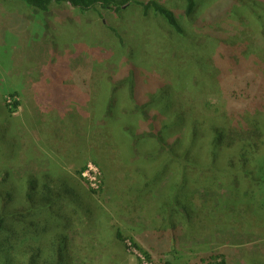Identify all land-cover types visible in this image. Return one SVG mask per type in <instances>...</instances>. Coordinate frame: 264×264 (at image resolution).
<instances>
[{
  "label": "rangeland",
  "instance_id": "374dc122",
  "mask_svg": "<svg viewBox=\"0 0 264 264\" xmlns=\"http://www.w3.org/2000/svg\"><path fill=\"white\" fill-rule=\"evenodd\" d=\"M155 1L187 40L169 44L164 20L133 5L97 16L0 0V203L27 191L25 177L73 190L54 205L59 221L36 213L32 228H9L20 248L45 247L59 225L69 264H264V154L257 178L195 168L181 182L155 131L168 145L182 135L171 101L194 115L261 114L264 28L228 0H195L191 17L185 0Z\"/></svg>",
  "mask_w": 264,
  "mask_h": 264
},
{
  "label": "trees",
  "instance_id": "16d2710c",
  "mask_svg": "<svg viewBox=\"0 0 264 264\" xmlns=\"http://www.w3.org/2000/svg\"><path fill=\"white\" fill-rule=\"evenodd\" d=\"M12 1L23 3L29 8L42 12L49 11L52 5L67 4L82 14L92 12L98 14L97 16L100 15L101 11H114L115 13L122 8L133 5V7H138L141 10L144 19L148 20L152 16L155 17L157 15L164 20L170 32H163L162 29L161 31L169 44L175 46L177 45L175 43L180 44L177 39L183 40L189 37L173 12L155 0ZM185 2V14L187 17L195 15L197 12H195L197 6L195 0H185ZM228 2L232 3L233 6H242L241 10L243 12L246 11L252 14L244 16L258 22L261 25V29L264 28V21L261 20V15H264V0H228L226 3ZM217 11L222 12L220 7L217 8ZM218 14L214 18L222 19L226 15L225 13ZM224 20L227 21L228 18ZM253 27L256 30L259 28L256 23ZM158 28L160 27L158 26ZM111 31L113 30L111 29ZM222 35H225L223 47L232 49L233 52H240L242 45L232 39L233 37L227 33L218 34L219 41H223ZM196 39L190 38L188 40H191L193 42L192 45L196 46ZM187 50L189 51L190 49L187 48ZM250 64L255 63L252 62ZM263 64L261 65L263 66ZM201 69L203 70L202 67ZM255 69L253 66L248 67L249 71H254ZM13 104L14 109H16L17 103L14 102ZM170 105L176 109L175 114H179L182 122V135L178 136L173 144L168 145L162 137H159L160 129L156 128L155 131L159 133V136H157L162 145L169 147L165 156V165L166 163L169 165L175 163L177 165V172H175V176H177L173 177V180L178 178L181 182L189 179L195 181L196 178H190L188 174L190 171H195V168L210 172V174L239 171L249 179L257 178L256 172L260 168L258 166L259 160L264 154V108L258 109L261 110L259 111L261 114L252 112L226 118L225 116L209 117L199 113L194 115L193 112L190 113L186 102L178 105L176 102L171 101ZM259 172H262L261 168ZM44 175L46 178L40 176L42 178L41 181L36 177H25V189L27 191L25 190L23 193L16 195L9 189L4 192L7 200L0 203V264H69L67 260V238L60 232L59 225L54 229V235L49 237L45 247L41 241H38L34 245H25L20 248L17 243V234L9 228L10 223L16 222V220H20V223L32 228L36 224L32 216L35 217L36 213L49 214L58 221L61 219L59 214L56 213L58 211L54 205L58 201L67 200L66 196H72L73 190L70 189L68 183L60 180H50L51 177L47 174ZM146 176L147 173H141V178H146ZM125 183L123 185L127 187V183ZM136 185V183H130L128 189L132 190L133 186L136 187ZM173 205H170L171 213L177 207L185 208L178 201L175 204L173 202ZM116 237H118L119 241L123 239L119 232H117Z\"/></svg>",
  "mask_w": 264,
  "mask_h": 264
}]
</instances>
